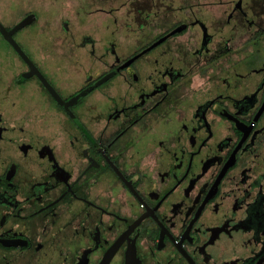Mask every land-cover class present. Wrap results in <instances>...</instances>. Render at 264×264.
<instances>
[{
  "label": "flooded vegetation",
  "instance_id": "1",
  "mask_svg": "<svg viewBox=\"0 0 264 264\" xmlns=\"http://www.w3.org/2000/svg\"><path fill=\"white\" fill-rule=\"evenodd\" d=\"M4 1L0 264H264V0Z\"/></svg>",
  "mask_w": 264,
  "mask_h": 264
},
{
  "label": "rangeland",
  "instance_id": "2",
  "mask_svg": "<svg viewBox=\"0 0 264 264\" xmlns=\"http://www.w3.org/2000/svg\"><path fill=\"white\" fill-rule=\"evenodd\" d=\"M9 2L10 0H6ZM4 1V3L6 2ZM25 1L26 9H34L37 5V13L42 14L43 18L42 21H47L48 23L59 21L61 19L65 18H72L75 19L77 16V11L80 10V3L81 0H23ZM126 0H122V2H125ZM118 4H120V1H118ZM127 8L121 7L120 11L116 13L115 17H118V19L123 22L125 21L126 17V10ZM0 11L2 12L3 9L0 8ZM81 13V12H80ZM85 27L87 30H94V27H97L98 25H101L103 22H107L106 16H95L90 15L85 20ZM42 22V23H44ZM46 22V23H47Z\"/></svg>",
  "mask_w": 264,
  "mask_h": 264
},
{
  "label": "water",
  "instance_id": "3",
  "mask_svg": "<svg viewBox=\"0 0 264 264\" xmlns=\"http://www.w3.org/2000/svg\"><path fill=\"white\" fill-rule=\"evenodd\" d=\"M31 22H32V18H31V17H28V18H26L24 21H22L18 26H16L11 32H7L6 29L0 24V31H1V33H2L5 37L8 38V40L11 42V44L14 46V48L17 50V52L20 53L21 56H22V57H23V58H24V59H25L30 65H31L32 70H33L34 67H33L32 62L29 60V58L26 56V54H25L24 51L20 48V46L16 43V41L11 37V33H12V32H14V31H16V30H18V29H21V28H23V27H25V26L31 24ZM178 31H179V30H178ZM104 80H105V79H104ZM104 80H103V81H104ZM103 81H101L99 84H101ZM99 84H97V85H99ZM46 85H47V87L50 89V91H51L54 95H56L55 92H54V90H53L48 84H46ZM86 93H87V91L81 93L80 95L77 96V98L74 99V101L77 100L78 98H80L81 96H84Z\"/></svg>",
  "mask_w": 264,
  "mask_h": 264
},
{
  "label": "trees",
  "instance_id": "4",
  "mask_svg": "<svg viewBox=\"0 0 264 264\" xmlns=\"http://www.w3.org/2000/svg\"><path fill=\"white\" fill-rule=\"evenodd\" d=\"M37 15H39V18H40V19H42L43 16H44L43 13H42V14L38 13ZM41 17H42V18H41Z\"/></svg>",
  "mask_w": 264,
  "mask_h": 264
}]
</instances>
